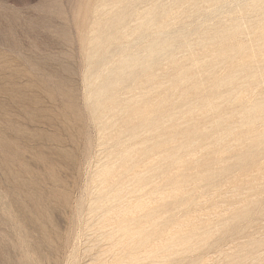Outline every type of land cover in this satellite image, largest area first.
Wrapping results in <instances>:
<instances>
[{"label": "rangeland", "instance_id": "obj_1", "mask_svg": "<svg viewBox=\"0 0 264 264\" xmlns=\"http://www.w3.org/2000/svg\"><path fill=\"white\" fill-rule=\"evenodd\" d=\"M187 1L0 0V264H264V0Z\"/></svg>", "mask_w": 264, "mask_h": 264}, {"label": "bare ground", "instance_id": "obj_2", "mask_svg": "<svg viewBox=\"0 0 264 264\" xmlns=\"http://www.w3.org/2000/svg\"><path fill=\"white\" fill-rule=\"evenodd\" d=\"M186 1H187V0H186ZM202 1H203V0H202ZM187 2H188V1H187ZM256 2H257V1H256ZM119 3H120V2H119ZM212 3H213V2H212ZM249 4H250V3H249ZM193 5H194V3H193ZM246 5H247V4H246ZM114 6H115V5H114ZM116 7H117V6H116ZM241 7H242V6H241ZM189 9H190V8H189ZM254 10H255V9H254ZM243 11H244V10H243ZM108 13H110V11H109ZM108 13H106V14H108ZM240 13H241V12H240ZM172 14H174V13H172ZM170 15H171V14H170ZM186 17H188V16H186ZM145 18H146V17H145ZM136 22H137V21H136ZM139 22H140V21H139ZM141 22H142V21H141ZM242 24H243V23H242ZM244 26H245V25H244ZM263 26H264V24H263ZM228 27H229V26H228ZM153 28H154V27H153ZM243 28H244V27H243ZM252 28H253V27H252ZM145 29H146V28H145ZM155 29H156V28H155ZM158 29H160V28H158ZM144 31H145V30H144ZM201 36H202V35H201ZM92 37H93V36H92ZM150 38H151V37H150ZM235 38H236V37H235ZM238 39H239V38H238ZM242 40H243V39H242ZM242 40H241V41H242ZM196 42H197V41H196ZM211 42H212V41H211ZM89 43H90V42H89ZM258 44H259V43H258ZM121 45H123V44H121ZM121 45H120V46H121ZM125 48H127V47H125ZM188 48H189V47H188ZM188 48L186 47V49H188ZM108 49H109V48H108ZM108 49H107V50H108ZM110 49H111V48H110ZM252 49H253V48H252ZM252 49H251V50H252ZM256 49H257V48H256ZM107 50H106V51H107ZM188 50H189V49H188ZM260 50H261V49H260ZM161 51H162V50H161ZM253 51H255V50H253ZM98 52H99V51H98ZM98 52H97V53H98ZM100 53H101V52H100ZM88 54H89V53H88ZM93 55H94V54H93ZM99 55H100V54H99ZM184 55H185V54H184ZM230 55H231V54H230ZM258 55H259V54H258ZM242 56H243V55H242ZM253 56H255V55H253ZM259 56H260V55H259ZM92 57H93V56H92ZM109 57H110V56H109ZM199 57H200V56H199ZM216 57H217V56H216ZM260 57H261V56H260ZM175 58H176V57H175ZM253 58H254V57H253ZM253 58H251V59L253 60ZM93 59H94V58H93ZM95 59H96V58H95ZM100 59H101V58H100ZM165 59H166V58H165ZM169 59H170V58H169ZM197 59H198V58H197ZM231 59H232V58H231ZM254 59H255V58H254ZM88 60H89V59H88ZM207 60H208V59H207ZM247 60H249V59H247ZM124 61H125V60H124ZM86 62H87V61H86ZM88 62H89V61H88ZM162 62H163V61H162ZM162 62H161V63H162ZM165 62H167V61H165ZM252 62H253V61H252ZM100 63H101V62H100ZM240 63H241V62H240ZM247 63H248V62H247ZM101 64H103V63H101ZM167 64H168V63H167ZM243 64H244V63H243ZM256 64H257V63H256ZM87 65H88V64H87ZM98 65H99V64H98ZM121 65H122V64H121ZM134 65H135V64H134ZM168 65H169V64H168ZM195 65H196V64H195ZM221 65H222V64H221ZM91 66H92V65H91ZM204 66H205V65H204ZM63 67H64V66H63ZM89 67H90V66H89ZM95 67H96V66H95ZM67 68H68V67H67ZM96 68H97V67H96ZM96 68H95V69H96ZM173 68H174V67H173ZM85 69H86V68H85ZM85 69H84V70H85ZM90 69H91V67H90ZM238 69H239V68H238ZM244 69H245V68H244ZM87 70H88V69H87ZM171 70H172V69H171ZM89 71H90V70H89ZM68 72H69V71H68ZM84 72H85V71H84ZM111 72H112V71H111ZM143 72H144V71H143ZM257 72H258V71H257ZM87 74H88V73H87ZM237 74H238V73H237ZM108 75H110V74H108ZM198 75H199V74H198ZM235 75H236V74H235ZM241 75H242V74H241ZM83 76H84V75H83ZM88 77H89V76H88ZM91 77H92V76H91ZM192 77H193V76H192ZM257 77H258V76H257ZM85 78H86V77H85ZM233 78H234V77H233ZM252 78H253V76H252ZM83 79H84V78H83ZM88 79H89V78H88ZM207 79H208V78H207ZM229 79H230V78H229ZM90 80H91V79H90ZM232 80H233V79H232ZM261 80H262V79H261ZM88 81H89V80H88ZM216 81H217V80H216ZM261 82H262V81H261ZM254 85H255V84H254ZM262 85H263V84H262ZM102 87H103V86H102ZM191 88H192V87H191ZM194 88H195V87H194ZM202 88H203V87H202ZM246 88H247V87H246ZM257 88H258V87H257ZM105 89H107V88H102V89H101V87H99L98 90L95 91L96 96H97V97L100 96V95L102 94V91H104ZM203 90H204V89H203ZM245 90H246V89H245ZM254 90H255V88H254ZM85 91H86V90H85ZM252 91H253V90H252ZM67 92H68V90H67ZM193 92H194V91H193ZM238 92H239V91H238ZM245 92H246V91H245ZM254 92H255V91H254ZM95 94H94V95H95ZM199 95H200V94H199ZM225 95H226V94H225ZM227 95H228V94H227ZM251 95H253V94H251ZM230 96H231V95H230ZM200 97H201V96H200ZM220 97H221V96H220ZM236 97H237V96H236ZM69 98H70V97H69ZM221 99H222V98H221ZM234 99H235V98H234ZM236 100H238V99H236ZM230 102H231V101H230ZM234 102H236V101H233V103H234ZM208 103H209V102H208ZM223 103H224V102H223ZM233 103H232V104H233ZM97 104H98V103H97ZM233 105H234V104H233ZM95 106H96V105H95ZM212 106H213V105H212ZM96 107H97V106H96ZM220 107H221V106H220ZM184 108H185V107H184ZM93 109H94V108H93ZM100 109H101V107H100ZM195 109H196V108H195ZM251 109H252V108H251ZM187 110H188V108H187ZM216 110H217V109H216ZM252 110H253V109H252ZM190 111H191V109H190ZM192 111H193V110H192ZM195 111H196V110H195ZM195 111H194V112H195ZM199 111H200V110H199ZM199 111H198V112H199ZM194 112H193V114H194ZM218 113H219V112H218ZM188 114H189V113H188ZM193 114H192V116H193ZM199 114H200V113H199ZM230 114H231V113H230ZM256 114H257V113H256ZM196 116H197V115H196ZM202 116H203V115H202ZM206 116H207V115H206ZM210 116H211V115H210ZM119 117H121V115H120ZM172 117H173V116H172ZM211 117H212V116H211ZM190 118H191V117H190ZM195 118H196V117H195ZM198 118H199V117H198ZM203 118H204V117H203ZM203 118H202L201 120H203ZM221 118H222V117H221ZM242 118H243V117H242ZM260 118H261V117H260ZM167 119H168V118H167ZM112 120H113V119H112ZM190 120H191V119H190ZM190 120H189V121H190ZM198 121H199V120H198ZM223 121H224V120H223ZM123 122H124V121H123ZM187 122H188V121H187ZM191 122H194V121H191ZM191 122H189V124H190ZM195 122H196V121H195ZM209 122H210V121H209ZM215 122H217V121L215 120ZM215 122H214V123H215ZM238 122H239V121H238ZM125 123H126V122H125ZM203 123H206V122H203ZM263 123H264V121H262V124H263ZM129 124H130V123H129ZM176 124H177V123H176ZM191 124H192V123H191ZM199 124H200V123H199ZM209 124H210V123H209ZM130 125H131V124H130ZM130 125H129V126H130ZM192 125H193V124H192ZM202 125H203V124H202ZM256 125H257V124H256ZM215 126H216V125H215ZM254 126H255V125H254ZM192 127H193V126H192ZM201 127H202V126H201ZM251 127H252V126H251ZM263 127H264V126H263ZM263 127H262V128H263ZM216 128H217V127H216ZM234 128H235V127H234ZM241 128H242V127H241ZM260 128H261V127H260ZM195 129H196V128H195ZM204 129H205V128H203L202 130H204ZM257 129H258V127H257ZM259 130H260V129H258V131H259ZM166 132H167V131H166ZM197 132H198V131H197ZM253 132H254V131H253ZM253 132H252V133H253ZM200 133H201V132H200ZM195 134H196V133H195ZM198 134H199V133H198ZM204 134H205V133H204ZM246 136H247V135H246ZM246 136H245V137H246ZM262 136H263V135H262ZM157 137H158V136H157ZM227 137H228V136H227ZM242 137H244V136H242ZM171 138H172V136H171ZM175 138H176V137H175ZM172 139H173V138H172ZM174 140H175V139H174ZM209 141H210V140H209ZM239 142H240V141H239ZM215 143H216V142H215ZM184 148H185V147H184ZM186 149H187V148H186ZM187 153H188V152H187ZM119 157H120V156H119ZM119 160H120V159H119ZM148 164H149V163H148ZM121 192H122V191H121ZM105 198H106V197H105ZM105 198H104V199H105ZM134 206H135V205H134ZM139 206H140V205H139ZM139 206H138V207H139ZM130 209H131V208H130ZM129 211H130V210H129ZM122 215H123V214H122ZM153 219H154V218H153ZM154 221H156V220H154ZM151 223H152V222H151ZM124 227H125V226H124ZM142 227H144V226H142ZM141 229H142V228H141ZM130 231H131V230H130ZM137 234H138V232H137ZM111 236H112V235H111ZM178 237H179V236H178ZM116 242H117V241H116ZM148 250H149V249H148ZM150 251H151V250H150ZM150 251H149V252H150Z\"/></svg>", "mask_w": 264, "mask_h": 264}]
</instances>
